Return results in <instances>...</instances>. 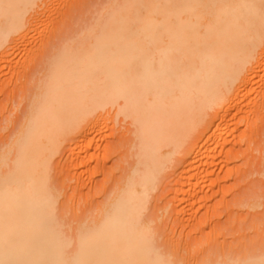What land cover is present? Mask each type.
<instances>
[{"label": "bare ground", "instance_id": "6f19581e", "mask_svg": "<svg viewBox=\"0 0 264 264\" xmlns=\"http://www.w3.org/2000/svg\"><path fill=\"white\" fill-rule=\"evenodd\" d=\"M40 2L0 0L1 62L8 64V47L28 36L31 16L45 7ZM114 3L104 22L48 57L23 115L9 119V133L0 135V264H264V244L247 236L194 254L191 244L185 249L165 228L156 229L149 205L158 176L175 155L192 183L215 163L213 150L232 142L223 154L228 159L236 153L235 133L228 139L223 134L234 120L232 110L245 109L264 68V0ZM114 108L134 126L131 170L102 182V197L92 205L96 214L65 222L62 191L51 175L55 157L69 138L78 139L71 152L90 146ZM246 197L235 201L245 206Z\"/></svg>", "mask_w": 264, "mask_h": 264}, {"label": "rangeland", "instance_id": "374dc122", "mask_svg": "<svg viewBox=\"0 0 264 264\" xmlns=\"http://www.w3.org/2000/svg\"><path fill=\"white\" fill-rule=\"evenodd\" d=\"M45 1L42 0V2L46 3ZM114 2L115 0H49L46 3L47 5L45 4V7L39 6L36 14L33 11L35 16L33 15L34 18L32 16L30 18L31 21L30 24H28L30 28L27 27L28 29H26V31L28 30L26 33L29 32L28 36L25 37L26 39L20 38L21 41L19 42L18 38L17 41L19 43L16 41L17 43H14L13 47H11L13 44L8 47L11 48L8 49L10 54L4 57L7 59L8 64L5 59L1 62L3 57L0 58V135L2 137L9 133L11 125L8 124V120L20 115L24 107H26V104L30 102V97L35 87L37 88L41 82V70L43 66L45 67L47 65L46 60H48V57L57 56L61 52V49L66 47L68 43L79 40L87 30L104 22L109 16V12L112 10L111 5L113 7V4H115ZM37 7L38 6H36V8ZM107 8L109 10L111 8V10L109 11ZM7 57H9V59ZM21 66L22 68H20ZM17 68L18 70H16ZM258 74L259 76L255 77L252 85L254 88L253 92L248 96L249 98L246 97L247 99H244L245 101L243 100L244 103L242 105L245 106L242 107L245 108L243 109L244 111H240V114L237 109H234L232 110V115L231 113L229 114L230 118H234V120H231L232 123L230 122L231 124H228L230 127L228 126L227 128L233 130L231 127L235 123L238 127L235 126L236 129L234 128L233 131L236 132L232 131L233 133H231L229 129H226L229 132L226 131L223 134L228 139L230 137L229 134L233 137L235 133L234 138L237 137L238 139L236 138L235 142H233L237 143L235 145L233 144L234 152H236L234 154L238 153L241 156L236 155V158H234L235 156L232 154L227 159L223 152L225 153L229 148L233 149V147H231L232 142L229 144L226 143L227 146L229 145V148L225 146L223 150L218 149L212 151L213 155H216L215 157L217 158L214 157L215 165L211 163L212 166L210 165L208 168L210 174L206 175L204 173L207 170H201L203 173L199 172L198 174L200 180L199 178H196V180L193 178L192 183H190L189 180H186L188 179L187 173L186 177L184 176L185 171H182L184 170V166L181 161H179L178 156L176 158L175 155L173 158L174 161L172 160L175 166L172 162L169 163L158 176L156 186L149 194V205L151 206L150 216H156L158 218V220L153 223L156 229L158 230L161 227L159 232L161 231L164 233L163 230H165V233L167 231V235L172 238L174 235L185 249L188 244H191L194 249V254L196 255H202L208 250L211 244L214 249H218L222 244H226L227 247H229L228 244H236L239 242L240 237L242 239L243 237L246 238V236V239H251L252 241L260 240L258 243L263 247L264 68H262ZM34 82H37V84ZM19 100L21 102H19ZM259 108L263 109L260 110ZM116 111L117 109L114 108L111 116H107L108 118L106 117L108 123L104 121L106 118L103 119L104 124H102L105 127L101 128V133L94 134L93 137L95 138L90 146L78 145L74 151L75 153L71 152L72 146L73 148L76 147V141H78V139L69 138L55 157L56 160H54L55 164L51 170V175H54L52 180L57 183L56 186L59 187L58 190L60 189L62 191L59 190L62 194L59 199L61 200L59 204H64L63 209L65 210L63 211L65 222H74V220H76V215L78 218V215L84 217L86 215L92 216L96 214L95 207L92 205L102 197L98 189L102 186V182H111L113 174L116 173V175H120L122 173L125 175L124 171L130 172L131 170L128 164H130L131 158H135V156L131 155L128 158L127 154L130 155L134 152L128 151L133 148L131 142L134 140V126H131V123L127 121L128 119L123 121L122 115L117 116ZM233 113H237V116ZM228 117H226V120L229 119ZM237 117L239 120L236 119ZM219 120L218 124L220 126L226 125V121ZM228 121H230V119ZM236 121L240 123H236ZM105 123L108 125L106 126ZM250 126L255 132L252 128L249 129ZM247 129L249 133L251 132V134H254L249 135V133H246ZM244 134H246V136L248 134V136H252L253 138L251 137V140H249ZM130 138H132V140ZM246 139L248 141H246ZM123 145L126 146L123 147ZM211 146L214 145L212 144ZM133 150H135V148H133ZM224 156L226 157L227 163L224 160ZM237 156H239V159ZM219 158H221V161H217ZM108 164H110V167ZM124 165H128V167ZM210 169L213 170L211 171ZM200 174H204L202 176L204 180L200 177ZM183 177L186 178L182 179ZM182 191L184 194H182ZM243 194L247 197L249 194V197H251L249 198L250 200L248 199L245 206L244 204L246 202L239 206V202L237 203V201L239 198L241 200V198L244 197L242 196ZM239 195L241 197H239ZM237 197L238 199L235 201ZM232 201L238 204L235 205L237 207L233 206ZM227 202H231V207H229ZM251 202L254 203L255 206H251ZM226 205L227 208L225 207ZM77 211L79 214H77ZM84 211L86 213H83ZM250 220L251 222H249ZM239 222L242 224L237 226ZM252 224L253 226H251ZM248 225L250 227H248ZM257 227L260 228L257 229ZM250 228L253 230H249ZM224 235H226V237H224ZM160 240L161 239H159V241ZM228 241L230 243L227 244Z\"/></svg>", "mask_w": 264, "mask_h": 264}]
</instances>
